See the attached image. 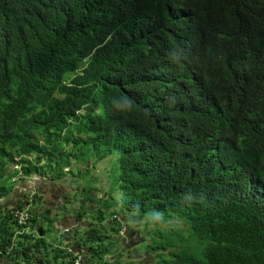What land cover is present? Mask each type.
I'll return each instance as SVG.
<instances>
[{
  "label": "trees",
  "instance_id": "obj_1",
  "mask_svg": "<svg viewBox=\"0 0 264 264\" xmlns=\"http://www.w3.org/2000/svg\"><path fill=\"white\" fill-rule=\"evenodd\" d=\"M77 120L98 159L120 153L128 214L177 213L208 241L158 264H264V0H0V264L50 263L4 182L46 172ZM99 223L54 264H109Z\"/></svg>",
  "mask_w": 264,
  "mask_h": 264
},
{
  "label": "rangeland",
  "instance_id": "obj_2",
  "mask_svg": "<svg viewBox=\"0 0 264 264\" xmlns=\"http://www.w3.org/2000/svg\"><path fill=\"white\" fill-rule=\"evenodd\" d=\"M63 145L66 147V143H63ZM71 145L74 146L73 150L76 152L79 150L80 152L78 160L75 158L74 153H71V163L66 156L61 161L60 159L58 161V156H55L54 152L52 166H50L48 162L45 167L46 172H43V175L48 176L54 181L62 180L63 182H67L73 192L71 193L73 198L75 194L84 195V197L89 198L93 196L91 194L92 192L96 190L100 191V195H97L99 198H96L97 196L94 197L99 201L98 210L93 213H85V223L88 224V227H83L82 224V229H91L96 225L100 227L99 219L105 215L110 222L107 226V231L104 230L108 236L106 239H121L119 238L118 233L111 232L120 227L123 228L124 226H127L136 230V239H138V234L140 235L139 242L136 244V249L141 253H150L151 255L148 254V256H151L153 259L151 264L160 263L163 259H167L170 253H173L176 250L182 251L184 245L188 243L192 234L190 221L183 219L179 214L171 211H169L168 214L154 212L150 209L146 211L145 216L142 219L136 221L132 214H128L126 209L121 206L123 197H125L124 193L130 191L128 188L124 187L123 181L116 180L122 174V162L117 151L114 150L106 157L98 159V155H102L105 152L103 145H99L97 151L94 149V143L86 145L84 142H79L77 145H74V143L71 142ZM46 161L47 160L44 162ZM18 167H21V165H18ZM12 168L14 167L10 168L9 166L7 171L12 173ZM69 168H71L70 171H68ZM81 168L83 172H80ZM14 177L17 178L15 181L10 178L7 179L4 184L7 187L16 186L17 184L23 185L28 182L29 178L23 174L20 176L14 175ZM20 182H22V184ZM101 192H103V196ZM137 209L138 206H136L134 211L135 215H138L139 213ZM112 211H116L120 215L119 221L113 222L112 218L114 215L111 216ZM99 214H101L100 218L98 216ZM38 217L40 221L41 216ZM43 217L49 220L48 215H44ZM123 217H125L124 220H121ZM43 225L46 230V233L44 234L46 241L45 254L50 251V257L48 259L50 263L45 264H54L52 249L58 244L62 247L61 242L67 234L63 232L60 226H55L53 222L50 224L49 221H47L44 222ZM111 226L113 227L111 228ZM158 245H162L166 248L165 254H160L159 251L152 250L149 247ZM202 246L203 243L201 241L193 238L192 242L186 245L184 249L199 250ZM201 250L202 249H200L199 252H196V254H199ZM23 259L22 255L15 256V261L20 264H25L26 260L23 261ZM45 260H47V258H45ZM126 260V257L118 259L116 264H122L123 261ZM62 261L63 260H60V262Z\"/></svg>",
  "mask_w": 264,
  "mask_h": 264
},
{
  "label": "clouds",
  "instance_id": "obj_3",
  "mask_svg": "<svg viewBox=\"0 0 264 264\" xmlns=\"http://www.w3.org/2000/svg\"><path fill=\"white\" fill-rule=\"evenodd\" d=\"M82 114L85 115L86 113L82 112L81 115ZM77 121L78 122H75V126L71 127V132L66 133V134H68V138H71L70 141L68 143H66V147H64V145L62 146V148L59 147L58 150L55 151V154L53 153L55 156H59L60 151H62V150L64 151V149H66V148H74V146L71 145V142H73L74 145H77L79 142H84L86 145H89L90 143H94V144L101 143L99 140L85 142L84 140H89L90 135H93L92 133H88L86 131L85 126L88 125V120H87V123H85L84 121H80V120H77ZM75 140H77L78 143ZM101 145H103V144L101 143ZM94 149L96 150L95 146H94ZM52 181H54V180L47 177V178L41 179L38 183L35 184V189L40 193V195H42L44 197L45 200H46L47 196H50V197L52 196V191H53L52 187H51ZM58 182L60 184H62L65 188V197L62 198L63 203L60 206V209H57L56 214H57V217L59 218V220H58L57 224H55V226H60L61 229L63 230V232L65 234H67L70 232V230L74 229L75 227L81 228L82 223L86 221L85 217L81 219L79 217V215L83 209H85L91 205V200H89L88 197H84V195H77V194H75V196L73 198L71 195V193H73V192L71 191L69 184L63 183L60 181H58ZM44 188H45V190H44ZM45 191L48 193V195L46 194ZM63 219L71 220V221L63 222L62 221ZM29 226L31 227L30 224H29ZM31 228L33 229V231L37 237L45 234L43 232L44 225L41 226L40 229L37 227H31ZM191 229H192V234H191V237H190V239L186 245H188L190 242H192L193 238L201 241L203 243V246L208 244L207 239L206 240L200 239L199 237L195 236L196 234H195L194 226H193L192 222H191ZM105 240H106V244L110 245L108 247L110 248V250L112 252V253H108L106 255V257L108 258L109 262L112 264H116V261H118V259H123L125 257L127 258V260L123 261L122 264H132V263H136V264H149L150 263L151 264L153 261L152 257L148 256V254H150V253H147V252L141 253L136 249V244L139 242V239L111 238V239H105ZM65 241L69 242L70 240L66 239ZM186 245H184V247ZM203 246L200 249H203L204 248ZM149 247L152 250L159 251L160 254H165L166 248L152 247V246H149ZM184 247L182 250H190V249H184ZM200 249L199 250H190V251L199 252ZM161 250H163V251H161ZM176 253H179V252L174 251L173 253H170L169 257L167 259H163L162 261H166V260L172 258L173 255ZM92 258L94 260V264H96V258H94V257H92ZM85 261H86V258L84 256V254L82 252H77L75 260H74V264H85ZM118 264H121V263H118Z\"/></svg>",
  "mask_w": 264,
  "mask_h": 264
},
{
  "label": "flooded vegetation",
  "instance_id": "obj_4",
  "mask_svg": "<svg viewBox=\"0 0 264 264\" xmlns=\"http://www.w3.org/2000/svg\"><path fill=\"white\" fill-rule=\"evenodd\" d=\"M47 177L48 176H44L43 173L31 175V177L28 180V184L21 185V187L19 189H18V187L20 186V184H17L16 186H14L16 189L11 194V197L8 198L7 200L8 201L12 200L15 203H17V204L14 203L13 205H11V208H14V207L19 208V206H17V205H19L18 201H22L23 207L29 206V215L30 216L32 215L31 211L34 212L35 214H39V216H41V218H40L41 223H44L47 221H52L54 224H57L59 218L57 217L56 212H57V209H60V206L63 203L62 198L65 197V188L58 181H52L51 182V187L53 190L52 196L51 197L47 196L46 197L47 201H46L44 199V197L42 195H40V193L35 189V184L38 183L41 179L47 178ZM60 182H63V181L60 180ZM20 183H22V182H20ZM44 190H45V188H44ZM37 193H38V195L42 196L40 202H38V200L36 199ZM46 194L48 195L47 192H46ZM92 195H93L92 197H89V200H91V205L82 210L84 212V214L85 213H93V212L98 210L99 201L94 198L98 194H95L93 192ZM96 198H98V196ZM44 215H48L49 220L45 219L43 217ZM113 218H115V216H113ZM62 221L68 222L71 220L63 219ZM82 224L84 225L85 222H83ZM111 232L117 233L116 231H111ZM118 235H119V238H121V239L124 238L123 231H121ZM128 236H129L128 238H132L131 234H129ZM32 237L33 236L30 235V238H32ZM30 238L27 239V242L31 241ZM138 239H140V235H138ZM32 241H34L33 238H32ZM35 259H37V258L35 257ZM25 264H26V262H25Z\"/></svg>",
  "mask_w": 264,
  "mask_h": 264
},
{
  "label": "bare ground",
  "instance_id": "obj_5",
  "mask_svg": "<svg viewBox=\"0 0 264 264\" xmlns=\"http://www.w3.org/2000/svg\"><path fill=\"white\" fill-rule=\"evenodd\" d=\"M73 153V152H72ZM71 170V168H69L68 169V171H70ZM81 172H83L82 171V168H81V170H80ZM21 174H23L22 172L20 173V174H17L18 176H20ZM24 175V174H23ZM16 176V175H15ZM25 176V175H24ZM27 177V176H26ZM29 178L31 177V176H28ZM29 178H28V180H29ZM13 179V181H15L17 178L16 177H13L12 178ZM60 181V180H59ZM62 181V180H61ZM63 183H67V182H63ZM22 184V183H21ZM26 184H28V182L26 183ZM19 187H21V185L19 186ZM19 187H18V189H19ZM90 193V192H89ZM93 193V192H92ZM91 193V194H92ZM94 193L95 194H98V195H100V191H98V190H96V191H94ZM101 194H102V196H103V192H101ZM99 198V197H98ZM15 213H16V215L19 217L18 218V222L20 223V224H22L21 226V228H20V230L19 231H17V233H20V234H29V235H32L33 237V239L34 238H37V236H36V234L34 233V231H33V229L28 225V219L30 218V215H29V206H26V207H23L22 209H17L16 211H15ZM100 218V217H99ZM124 218L125 217H123V218H121V220H124ZM113 219H116V221H119V219H120V215L118 214V213H116L115 214V218H113ZM142 219V218H141ZM30 224V223H29ZM122 225V224H121ZM83 227H88V224H84L83 225ZM103 229H104V227H102ZM117 230V231H116ZM112 231H116L118 234L121 232V231H123V233H124V238H128L129 236V234H131V237H132V239H136V234H137V231L136 230H134V229H131V228H129V227H127V226H124L123 228H119V229H115V230H112ZM139 235V234H138ZM42 237L44 238V234L42 235ZM44 240H45V238H44ZM46 242V241H45ZM12 247H13V244H11V246L9 247V248H11L12 249ZM43 252H44V254H45V247L43 248ZM50 253V251L48 252V254ZM37 255H43V254H36L35 255V257L36 258H38L37 257ZM43 260H45V257H44V259ZM10 261V260H9ZM9 261L8 262H4V263H2V264H9ZM43 262L44 261H40V264H43Z\"/></svg>",
  "mask_w": 264,
  "mask_h": 264
},
{
  "label": "crops",
  "instance_id": "obj_6",
  "mask_svg": "<svg viewBox=\"0 0 264 264\" xmlns=\"http://www.w3.org/2000/svg\"><path fill=\"white\" fill-rule=\"evenodd\" d=\"M63 246V245H62Z\"/></svg>",
  "mask_w": 264,
  "mask_h": 264
}]
</instances>
